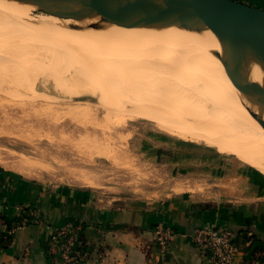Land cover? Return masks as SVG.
Listing matches in <instances>:
<instances>
[{"label":"rangeland","instance_id":"1","mask_svg":"<svg viewBox=\"0 0 264 264\" xmlns=\"http://www.w3.org/2000/svg\"><path fill=\"white\" fill-rule=\"evenodd\" d=\"M19 2L30 7L25 15L18 16L6 6L1 8L13 13L12 17L37 25L45 19L44 15H50ZM58 18L72 21L68 27L79 29L74 26L76 19ZM92 25L94 31H99V26ZM6 30L7 26L0 28L6 34L0 37V163L6 168L50 187L89 188L97 200L100 197L114 203L162 201L184 193L209 205L232 204L254 183L264 182L263 171L234 154L221 152L204 138L190 136L189 128L183 127L182 124L204 123L201 116L191 111L198 106L191 102L193 98L189 101L184 96L183 102H189L186 106L168 94L175 85L176 91L183 93L179 88L183 80L184 93L190 83L195 87L194 81L201 86L203 77L184 69L190 77L180 75L182 70L177 66L175 70L164 67L163 52L168 45L160 48L161 65L157 66L152 56L144 57L145 65L154 63L163 69L161 73L156 74L152 66L134 83L137 69L108 67L85 52H72L65 46L71 52L53 54L39 46L32 50L22 45L18 33L15 38ZM43 32V38L47 34L62 38L50 30ZM193 44L198 52L200 46L195 40ZM202 55L205 61L209 60ZM131 62H136L131 66L138 65L135 59ZM183 63L189 65V60ZM207 64L213 68L209 61ZM161 83L167 84L164 89L171 88L165 89L170 90L167 94ZM218 87L222 95L219 106L236 108L234 93L223 84ZM178 123L184 134L175 127Z\"/></svg>","mask_w":264,"mask_h":264},{"label":"crops","instance_id":"2","mask_svg":"<svg viewBox=\"0 0 264 264\" xmlns=\"http://www.w3.org/2000/svg\"><path fill=\"white\" fill-rule=\"evenodd\" d=\"M239 1L264 9V0ZM96 197L89 188L50 187L0 163V218L18 226L0 238V264H54L50 235L68 222L82 225L84 256L74 264H213L192 239L201 226L235 232L241 251L233 264H264V182L232 204L209 205L184 193L125 203ZM159 224L175 232L163 259L154 236Z\"/></svg>","mask_w":264,"mask_h":264},{"label":"bare ground","instance_id":"3","mask_svg":"<svg viewBox=\"0 0 264 264\" xmlns=\"http://www.w3.org/2000/svg\"><path fill=\"white\" fill-rule=\"evenodd\" d=\"M19 1L23 0H0V28L7 26L5 32H8L9 36L14 34L13 36L15 37L18 33V38L20 36L22 37V45L28 46V48L32 50L39 46L44 48L45 52H52L53 54L54 52L58 54H60L59 52L65 53L71 51L85 52L90 55V57L97 58L99 63H105L108 67L115 66V68L137 69V77L135 79L132 77L134 83L137 78L147 73L152 66H154L156 74L161 73L160 71L163 69L159 70L160 67H157L162 64L160 63L162 58L160 57L162 54L160 48L168 45V50L163 52L164 58L162 59L166 62L163 64L164 67L167 66V69L175 70L174 66H177L176 68H181L179 71L182 70L180 75L189 74L188 72L185 74L183 71L184 69L190 70L196 74H201L203 77L201 78V86H196L197 83L194 81L196 89L195 87L192 88L193 84L190 83L191 86L189 87L190 89L188 88L187 90L188 93L187 91L186 93L183 91L186 88L185 85L182 84L184 80L182 79L183 81L181 80V83H179L180 81L175 82V80V83H179L182 87H185L182 89V87L177 85L183 93H179L180 90L176 91L178 88L175 85V88L173 86L174 89L171 91L172 94H168L171 98L166 95L167 98L174 99L176 103L182 102L181 104H185L186 106L189 102L186 98L184 99L186 102H183L184 96L188 97L187 99H189V101L193 98L191 102L194 101L193 103L198 106H195L196 108H193L191 111L195 116H201L200 121L203 119L202 121H204V123L201 126L182 124L183 127L189 128V135L197 138H204L207 142L217 146L221 152L234 154L239 159L264 172V68L258 60L248 57L247 60L244 61L241 53H233L231 49L223 44L215 33L206 26L193 29L180 28L177 26L154 29L126 28L111 23H93L92 21L96 19H87L86 21L76 20L77 22L73 25L79 29L75 30V28L72 29V25L68 27V24L72 21L68 19L63 21V19H59L54 15H44L45 19H42L37 25L29 21L26 22L23 19H17V17H12V15H14L13 13L1 8V6H6L10 8V10L16 11V14L19 16L30 9L29 6ZM29 20H32V18H29ZM92 24L99 26L100 29L99 27L97 28L99 31H94ZM91 25L93 30L90 29ZM49 30L60 34L62 37L61 40L59 38H52L47 34L44 37L45 39L47 38L46 42L42 41L44 40L43 31L48 32ZM2 32L4 31H0V37L6 36V34ZM17 36L15 38H17ZM192 40H195L200 46L201 49L198 50V52L194 49L195 45ZM7 42L9 43V41ZM52 45L54 46L52 47ZM63 46L69 48L71 51L65 49ZM10 49L8 48V51ZM203 53L208 56L209 65L213 68L208 67L207 59L206 62L204 58H202ZM146 56H152L154 59L156 58L155 63H158L157 66H155L154 63L152 65L150 63H147L149 65H145L144 62L146 58L144 57ZM134 59L137 61V66H131V61ZM186 60H189V65L183 63ZM113 61L115 62L114 65L112 63ZM129 62L130 64H127ZM134 63L136 62L132 64ZM138 67H140L141 70L138 69ZM143 69L145 71H142ZM229 69L239 70V75L236 78L231 76L228 72ZM118 70L119 69L115 72L118 73ZM189 77L185 76L188 83L190 81ZM156 78L159 80L158 77ZM241 78L246 84L257 85L258 88L256 92L253 94L241 92L237 87V82ZM163 83H165V81ZM163 83H161V88L168 84L167 82V84L162 86ZM219 84L227 86V88L234 93L236 101L234 104L236 108H224L219 106L218 99L222 97L220 88L218 87ZM168 88L170 87L165 89ZM165 89H162L163 92ZM168 91L164 92V94H167ZM189 91L192 92L189 94ZM164 94L162 97H165ZM156 116L155 118L157 119ZM165 122H163V124ZM200 124L201 123H199V125ZM174 125L180 130L181 134H184L181 132L182 129L178 128L182 126L180 123ZM169 126L172 127V125ZM183 131L186 134L187 130L185 129Z\"/></svg>","mask_w":264,"mask_h":264},{"label":"water","instance_id":"4","mask_svg":"<svg viewBox=\"0 0 264 264\" xmlns=\"http://www.w3.org/2000/svg\"><path fill=\"white\" fill-rule=\"evenodd\" d=\"M56 17L111 23L126 28L193 29L206 26L243 60L252 57L264 68V9L239 0H23ZM242 58V57H241ZM235 78L239 70H228ZM243 77V76H242ZM243 82V84H242ZM238 89L253 94L257 85L242 78ZM254 114V113H253Z\"/></svg>","mask_w":264,"mask_h":264},{"label":"built area","instance_id":"5","mask_svg":"<svg viewBox=\"0 0 264 264\" xmlns=\"http://www.w3.org/2000/svg\"><path fill=\"white\" fill-rule=\"evenodd\" d=\"M17 228L18 226L9 220L0 218V238L15 233ZM81 229V224L68 222L52 231L49 251L54 264H74L83 258V251L79 247ZM174 234L170 226L159 224L155 227V242L161 259L168 253ZM192 239L203 252L209 255L213 264H233L241 251L235 232L223 226L196 227L193 230Z\"/></svg>","mask_w":264,"mask_h":264}]
</instances>
